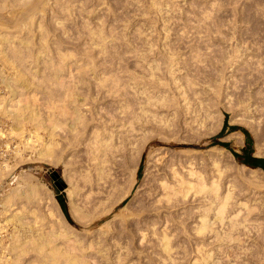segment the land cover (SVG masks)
Returning <instances> with one entry per match:
<instances>
[{
	"label": "rangeland",
	"instance_id": "1",
	"mask_svg": "<svg viewBox=\"0 0 264 264\" xmlns=\"http://www.w3.org/2000/svg\"><path fill=\"white\" fill-rule=\"evenodd\" d=\"M32 1H34V0H31V3H33ZM88 1H89L90 6L93 4L94 5L97 4V5H95L96 10H98V8H99V11H96V13L99 12V13H97L98 14L97 17H99L98 18L99 20L102 19L100 21L102 23L101 25H102V27L106 28L105 33H106V36L108 37L107 40L114 38L113 37L114 35L115 36L119 35V37H122V35L125 34V36H127L124 38H120V41L123 44H120V46H117L120 48L118 49L119 52H116L117 54H120V58L118 57L115 60V64L118 62H119V64H118V66L116 65L117 70L115 68H114L115 70H113V72L117 71V73H119L118 71H120V74H118V75L122 76L121 74H123V79L130 78L132 76L131 74L133 72L134 73L139 72L138 67L134 64L135 61L137 60V57L136 58L134 57V55L136 53L143 54L144 52H149L148 48L152 45L154 54L152 53V55H151L149 53V56H148V54H146V55L148 56V58H150V57L152 58V57H154V55L156 57L159 54V51H161V49L163 48V44L166 43V41H167V47L172 48V49L174 48L173 50H174L177 57L181 56L183 58V56L185 55L184 58L189 59L190 62L192 60H195V62L197 59H198V61L200 60L198 65L203 66L202 68H204L205 71H204V69H202L200 67L203 71H201L199 73V76L208 77V78L213 79V74H214V78L219 79V77L221 76L219 81L222 79L224 84H226L225 82L230 83L229 85H231V87H229L228 91L233 96H236L238 94V96L233 99L234 103H237V101H236L237 98L243 97L242 99L245 98V101H246V95L248 97L250 96L251 98L255 95L254 100H253V98L251 99L249 97L248 98L249 101H246V102H249V103H252V102L255 103L256 102L255 103L256 105H259V102L260 103L263 102V104H264V100H263L264 99V97H263L264 96V86H263V84H264V80H263L264 79V76H263L264 75V69L262 70V68H264V0H219V1L218 0H206V1L205 0H100V1L99 0H92V1L88 0ZM51 2L53 3V0H51V1L49 0V3L44 5L45 10L43 9L41 14H40L41 19H43V21H44V26L47 28V30L49 32L48 40L50 39L49 40L50 44H49V48H46V49H48V51H46L45 48L44 49L40 48V43L42 41H40V39H39V36H40L39 31L35 27L36 21L34 22V25L25 27V29L20 28L19 21H21L20 20L21 18L19 15L21 13V10H20L21 5L19 6L18 3H16L15 1L12 2V3H14L12 5V3L9 2V0H0V7L2 6L0 8V26H1L0 28H2L3 30L9 29V28L10 29L14 28L16 30V32L11 35V36H14L12 41L14 40L13 44L15 46H21L22 47V44L19 42L20 41L22 42V41L29 38V42H30L29 47L32 50V52L35 53V54H33V56H35V57H29V58H26L25 60H22L20 58H16L14 56V54L12 53V50H9V48H6L7 45L4 43V41L1 40L2 34L5 32H3V30H0V45H1V47L5 46V51H3L4 53H2V52L0 53V67L2 68V70H4L6 73L8 72L9 74L16 72L18 74V78H19L20 82L24 78V79H28L29 82L31 83L29 88L23 89L21 91L22 93L20 92L19 93L20 95H18V97L14 99V101L12 102L13 105L10 106L12 109L11 108L10 109L15 110L14 112H16L18 114H23L26 111L25 109H23L24 103L30 102L32 105L30 107V110L26 111V112H29V114H30V116H32V118H25V120L22 122V125L25 122L24 125L22 126V128L20 130H18V132H21V133H17V134L15 133L17 135L15 137H13L14 136L13 132H15V131L14 130L12 131V129H11V120L10 119H12V118L9 117L10 115L8 112L7 113L5 112L6 114L4 113L5 115H8V116H6L5 120L8 124V129H9L10 133H12L11 135H13L12 137H13L14 144H15V146H17L16 152H18L19 150L22 152V157H21L22 161L19 164L14 165V163L18 162L17 161L18 158L17 159L15 158L16 152L9 159V163L12 167H14V170L11 171L12 173L10 171H9L10 173H8V172H7L8 174L6 173V176H9V181H11V183H9V189L6 192V194L4 195L5 196L4 198H7L8 193L11 192L14 185H17L18 175L22 171L26 170L25 172H27L28 174L34 175L32 178H35V176H36V179H33V181L35 182L36 185L38 184V186H40V188L43 190L42 191L39 188L41 190V194L44 195V196L42 195L43 198L46 195L48 197L46 196V200H45V198H44V200L42 199L43 200V202L41 201L42 203L37 201L35 203L32 202L33 203V204L31 203L32 205H30V203H28L29 206L28 205L26 206V203L23 202V203H20L18 206H21V205L26 206L25 211H23V212H25V214L28 216V219L29 218H30V220L34 219L33 221H31L32 222L31 224L33 225L32 227L34 230L38 229L40 231L42 229L43 232L46 231L45 234H47V233L49 234L50 230H52L53 228H55V230L57 231V230H60L57 228L62 227V231L60 230L61 233L63 234L61 236L62 239H61V237H60V239L59 238L57 239L56 237H54L55 240H53V241H55L57 245L60 244V246H61L60 248H62L63 251L65 249L66 253L69 252L68 246L71 245V242L74 241L73 235L76 234L78 237L76 236L77 239L75 238V241L76 240L84 241L82 243L84 246H86V247H84L86 249H84V251H82V252H83V254L86 255V257L85 256L84 257H85L87 262H90V264H119L116 261L117 257H119V258L122 257L123 260L119 259L122 262V264L123 263L124 264H166V261H167V264H169V263L172 264L170 261L172 259L175 260V258L177 259V261L178 260L179 261L178 262L176 260L172 261V262H174V264H200V263L201 264L202 263L203 264H259V263L264 264V261H263L264 260V225H263L264 224V169L262 167H254V166H250L248 164H245L242 162V158H239L233 154V152H235V153L239 154L240 156L243 155V150L247 146L246 136L241 130L231 132V131H229V129H227L225 134L223 136L219 137L218 140L214 139L215 136H217L220 133V131L222 130L224 119H225V113H228V122L230 125H239V126L245 127L250 132V134H251V140H250L251 145H249V148L251 149V151H253V156L259 157V158H264V122H261L262 124L261 123L256 124V123L251 121L252 119H251L250 115L241 116L242 114H244L243 112H240L237 115L235 114V116H234L233 112L239 111L238 109L235 108V106L238 108L237 105H233L234 111L224 109L225 110L224 114L223 115L221 114V116L219 117V119H221L220 121H216V120L212 121L211 120V122L209 121L207 123V125L209 124L208 127L210 125H212L213 122L215 123L214 127L218 126L216 133H213V134L210 133L211 135L208 134L209 136L204 132L205 130H202L201 133H200V131H198V134L194 133V131H192V132L190 131L191 133L185 132V134L179 132L180 134L178 137V134L176 132L177 130H175V132L173 131L172 128H166V129L164 128L165 129L164 130L162 127L160 128V126L158 127V125H155V127L156 126L158 127V128L156 127L157 128L156 129V128H154V125L152 122H149V124L147 123L146 127H145V129L147 130L146 131L147 135L144 138L142 137V139H146L147 137L149 139L147 138V140H145L147 143L145 144V149L143 150L142 154L140 155L141 156L140 159L137 156L138 154H135V153L125 154L124 153V154H121V155H123L124 158L129 155L127 158H125V159L123 158L124 162H122V163H124V164L117 162L116 166L114 164V169L112 167L113 166L112 164H110L108 166V168L111 167V169H112L111 171H109V172H112L111 175L113 176L115 174L113 176V178L112 177L111 178L113 180H115V183H117L116 185L113 186L114 189L116 187H117V189H115V191L113 188L111 189L112 196H113V192L115 193L113 196L114 197L113 199H112V196L110 195L111 194L110 192L107 194V195H110V197L106 195V198H104L105 193L102 191L104 193V196H103V193L102 194L100 193L101 190L97 189L96 185H95L96 189L94 188V191H92L93 195L88 194L90 197L88 195H86L87 193L90 192L88 190L89 189L88 187L86 188L87 190L85 189L83 191H82L83 188L82 189L80 188L79 190L81 192H79V190L77 189V191L80 194L84 195L86 193L85 196H88V197H86L87 201H85L83 199V198H85V197H83V195H78L79 193L77 194V192H75L74 193L75 195H73V193H72L73 191H71L69 189H71L72 183L77 184V180L79 182V177H80L79 172L81 170L82 171L80 173L82 175L84 173L86 174L87 170H85V169H87V165H88V162H87V158H88L87 155L88 154L87 155L85 154L86 153V151H85L86 147L84 145L80 146L81 144H79V141H77V142L74 141L73 143H71L72 141L70 142V139L72 138V136L70 138V135H68L69 134L67 132L68 128L66 130L65 125H62L63 128H62V126L61 127L59 126L57 129L54 128L55 121H53V120H55L54 119L55 116H53V114L54 115H55V113L58 114L57 117L58 118L62 117L63 121H66L64 119H67V118L70 119V117H72L73 109L71 107H69L70 101H71L70 96H72L73 93H75L76 89L74 90V86L76 84L77 85L79 84L78 80L82 74L87 75V77H90V78L92 77V60L93 61L95 60V62L98 63L97 68H98V70L101 69L100 70L101 72L100 71L99 72L101 74H103L104 76H105V74L107 76L108 72H109L108 70H106L107 73H103L105 71H102V70L106 69V68L104 69V67H107L106 65H108V67L112 66V65H110L111 61L109 62L103 58V56L105 57L106 54L103 55V53L102 54H101V52L99 53L97 49H95L96 51L94 49H92L95 47H92L90 45V42H89L90 38H89L87 31L82 26L83 19H81V17H75V18L73 17L71 19L68 18L67 23H66V27H67L68 31L66 32V34L62 35L63 30L60 29L59 27H57L50 20L56 21L60 16L64 17L65 13H60L56 9L52 10L53 7H52ZM156 2H160V3H156ZM10 3H11V5H10ZM154 3L156 5L161 4L160 6L164 5V7L162 6V8H163L162 11H159L163 15H161L158 12V10H155L154 8L152 9V6L155 7ZM212 3L215 5H213ZM15 5H17V6H15ZM165 5H166V7H168L167 9H166ZM218 5H220V6H218ZM204 7H206L205 10H204ZM208 8L211 10H208ZM94 9H95V7H94ZM151 10H153V12ZM13 11H14V14H13ZM198 11H200V12H198ZM208 11H210V12L213 11L214 13L212 12V14H211ZM207 13L210 15L209 17L211 18V20L209 19L208 15H207L208 20H207V18H206ZM187 14L190 16V18ZM195 14H198V15H195ZM180 15H181V17H180ZM191 15H192V17H191ZM199 15H200V17H199ZM204 15H205L206 19H203ZM18 17H19V19H18ZM186 17H188V18H186ZM213 17H214V19L212 20ZM162 19L165 22L162 21ZM198 19H200L201 21ZM85 20H88V19L85 18ZM176 20H177V22H176ZM205 20H207V22ZM215 21H217V22H215ZM219 21H220V23H219ZM168 23H170V24H168ZM211 23H213V25ZM91 24L93 25V23H91ZM184 26H185V28H184ZM181 27L184 29H181ZM207 27H208V29H206ZM176 28H178V29H176ZM188 28H189V32H186V31H188V30H186ZM137 29H138V31H137ZM167 29H169V30H167ZM180 29L182 31H180ZM211 29H212V31H210ZM161 30L164 32H162ZM176 30H178V31H176ZM136 32H138V33H136ZM211 32H212V34H211ZM178 33H180V34H178ZM207 33H210L211 35H209ZM136 34L139 35L140 37L136 36ZM197 34L199 36H197ZM202 34H205V35H202ZM164 35H168V38H167L168 40L165 39ZM207 35L210 36L211 38L208 37ZM213 35H215V37ZM147 37H149L151 39L147 40V39H149ZM171 38H173V39H171ZM208 38H209V40H208ZM123 39H125V40L129 39V41H126V43L127 42H129V43L124 44L125 42ZM164 39H165V41H164ZM189 39L192 41L190 42ZM213 39H215V40H213ZM205 40H208L209 42L210 41L211 42L209 43L208 41L206 42ZM118 41H119V38H118ZM141 41H144L143 44L145 46L141 45L142 44V43H140ZM168 41H169V43H168ZM148 42H149V44H148ZM152 43H154L156 46H154ZM208 43H209V47H208ZM212 43L215 47L211 46ZM128 44L129 45L131 44V47ZM169 44H170V46H169ZM198 44H199V46L203 45L204 48H203V46H200L202 48L198 47ZM205 44H207V46H205ZM8 45H9V43H8ZM146 45H147V47H146ZM191 46H192V48L194 46V48H193L194 52H193V50L192 51L190 50ZM128 47H129V49H128ZM154 47L155 48L159 47V48L158 49L156 48L157 50H154ZM175 47H177V48H175ZM230 47H231V49H234L236 52L233 50L231 51ZM123 48H124V50H123ZM136 48H137V50L139 49L138 52H137ZM205 48H209L208 51L213 52L215 54L208 52L207 49H205ZM22 49H24V48L22 47ZM134 49L136 50L135 51L136 53L133 52ZM199 49L205 53L203 54ZM214 49H216V52H214L215 51ZM222 49L224 50V53H223ZM225 49L227 52L225 51ZM240 49H242V51H239ZM91 50H92V52H91ZM145 50H147V51H145ZM196 50H199L202 53L199 55L200 56L202 55L203 57L199 58L198 53L196 54V52H199V51H196ZM228 50H230L231 52ZM43 51H44V53L47 52L49 55L53 54V56H54V53H55V56H57L56 54L59 53L62 56V59L64 61L63 63L66 64V66L63 67V70L60 73L59 79L61 80V82H63V83L65 82L64 84H66L67 87L64 85V88H66V89H62V90H61V88L59 89L57 87L58 92L55 93L54 91H50L51 95L49 92H47V90L49 88H51L52 90H55L56 85L54 84V78H53V75H52L53 73L51 72V69L45 68L46 64L43 62V61H45L43 59V55H44ZM140 51H142V52H140ZM237 51H239V52H237ZM39 52H42V53H39ZM155 52L156 53L158 52V53L156 54ZM219 52H220V54H219ZM229 52H230V54H229ZM233 52H235V53H233ZM92 53L94 55V56L92 55L93 57L89 55ZM222 53L224 55L228 54V56L225 55L228 58L230 56L231 57L229 59L227 58L228 60L226 59V57L224 59V56H221ZM190 54H192V55L190 56ZM206 54H208L211 57V59H209L210 57L209 56L207 57ZM234 54L240 55L239 60H243L244 63L238 60V61H236L237 63H234V66L231 68L230 65L228 66V62L232 58L235 57ZM37 55H39V57H41V60L40 59L38 60ZM186 55L188 57L189 56L190 57L188 58ZM136 56H137V54H136ZM217 56H221L222 58L221 57L217 58ZM249 56L251 57V59L254 58L253 61L251 60L252 62L250 64H249V62L246 63V61H245L246 57L248 58ZM122 57H123V60L121 59ZM243 57H245V58L242 59ZM262 57H263V59H262ZM56 59H58V58H55V60ZM214 59H215V61H213ZM219 59H221V60H219ZM207 60H209V61L207 62ZM217 60H219V61H217ZM257 60H259L261 63ZM120 62H122L123 65H122V63L120 64ZM202 62H204V64ZM222 62H223L224 66H222V64H221ZM58 63H59V61H58ZM192 63H194V61L191 62V65H192ZM256 63H259V64H256ZM194 64H197V63H194ZM218 64L220 65V67L222 69L221 75H220L221 69H219L220 67H217ZM242 64H244V65H242ZM246 64H249V65H246ZM260 64H262L263 67ZM119 65L122 68L121 67L119 68ZM207 65H209V66H207ZM252 65H253V67L254 66L255 67L253 68ZM211 66L213 68H210ZM249 66L251 67L249 69L253 68L252 74H250L251 71H249V69H247ZM256 66H258V68ZM108 67H107V69H108ZM191 67H193V65ZM224 67L227 68L228 72L223 73L226 70V69L223 70ZM228 67L230 68V70ZM243 67H245L246 69L244 68L245 70L240 71ZM260 67H262V68H260ZM121 69H123V70H121ZM209 69H212L211 72L214 71L215 73L210 72L211 73V75H210ZM234 70H236V72ZM246 70H248L249 73L246 72ZM259 70H260V72H258ZM121 71H123V72H121ZM256 71H257V76L253 75ZM204 72L208 76L200 75V74H205ZM242 72L243 73L245 72L248 75L250 74V76H248L247 74H244V75H246L244 77ZM110 73H112V71L109 72V74ZM240 73L244 78L242 76H241L242 78L239 76ZM21 74L24 76H21ZM114 74H116V73H112V75H114ZM216 74H217V76H216ZM259 74H262L263 77L261 78V75H260V77H258ZM196 75H198L197 72H196ZM228 75L229 76L231 75L232 77L230 78V77H228ZM210 76H212V77H210ZM247 76H248V80L250 79L252 82L247 81V78H246ZM203 77H201V78H203ZM237 77L238 78L240 77L239 80L237 79ZM223 78H226L227 80L226 79L224 80ZM229 78H230V80H229ZM233 79H235V81ZM244 79L247 83L244 81ZM241 80L244 81V83L243 82L240 83ZM0 82L2 83V85L5 89V93L0 95V100L3 98L4 102H6L8 97L10 96V93H9L8 89L6 88L5 84L1 80H0ZM235 82H237V84L239 83L238 85H240V86H238ZM250 83H252V84H250ZM232 85H233V88L235 87V90H233ZM68 86L71 88L69 89ZM80 86H81L80 88H82V89H79V91L81 90V92H85L86 88H83V87H86V86L81 85V84H80ZM244 86H245V88H249L250 90H252L253 93L251 94L250 93L251 91L249 89H247L246 93H245ZM239 87H242L244 92L242 90H239L241 92H238L237 94L233 93V91L237 92L238 91L237 89H239ZM67 88L69 90H67ZM84 89H85V91H84ZM65 90L67 91V93L69 95L65 94L66 93ZM60 91H61V93L63 91L64 94L67 96H65L63 93L61 95ZM257 91L261 92V93L256 94ZM52 92H54L55 94H52ZM240 93H241V95L239 96ZM248 94H251V95H248ZM48 95H50L51 98H49ZM55 95H57L56 96L57 99L55 98ZM260 96L262 97V99L260 98ZM52 98H54L56 102ZM61 98L63 99V101L64 100L65 101L63 102ZM257 98H260L262 100V102H261V100L257 101ZM59 99H61V100L59 101ZM108 99L112 100V98L110 99V97L105 98L104 100H106L108 102ZM221 100H222V96H221ZM16 101H19V102H17V104H16L15 103ZM103 102H105V101H103ZM215 102L218 103L219 100L217 101V99H216ZM223 102H225V101L223 100ZM59 104H60V107H59ZM14 105H16V106H14ZM13 107L16 109H14ZM87 107H90V105L88 104ZM31 108H33V109H31ZM85 108H86V106H85ZM262 108H264V106ZM235 109L238 111H236ZM32 110H34V111L32 112ZM62 110L63 111L65 110V111L63 112ZM59 111H60V113H59ZM32 113H35V114L32 115ZM64 113H66V114H64ZM61 114H62V116H60ZM64 115L66 116L65 118L63 117ZM22 118H24V117L22 116ZM40 120H43V124H41L42 122L39 123ZM67 122H68V119H67ZM62 129H64V130H62ZM148 129L150 131H148ZM162 130L166 131V133H164ZM63 132H64V135H63ZM161 132H163V133H161ZM170 133L172 135H170ZM240 133L243 134L242 140H241ZM65 134H67L66 136H68V138H66ZM150 134L152 135V137H150ZM163 134H164V136H166L165 137L166 139L164 138ZM52 135H54V136H52ZM167 135H170V136L167 137ZM183 135H186V137ZM62 137H65L66 139L62 138ZM169 137H171V138H169ZM50 139L54 140V141L52 140L53 145L51 144L50 148L53 146L52 149H55L54 152L51 153L52 155H50V157H48V159L50 161L38 160V154L36 153L37 149L44 147L45 146L44 144L47 143L45 141H49ZM50 142H51V140L48 143L50 144ZM68 142H70V143L68 144ZM216 142H219V144H216ZM25 143H27V144H25ZM221 143H228V145H229L228 148L224 147ZM42 145H44V146H42ZM71 145H73V146L71 147ZM24 147L27 148V150H24ZM223 147L226 148L227 150H229L231 153L226 151L225 149H223V153H219L221 148H223ZM124 155H127V156H124ZM14 159H16V160H14ZM194 159H196V160H194ZM210 159H211V161H212V159H219L222 162L221 164L224 168L223 182H225L226 180L231 181L232 186H234L233 187V189H234V200L231 202V210L235 211V214L239 213L240 216H243L245 218L244 219L242 217V219L245 221L242 220V223H240L238 225L239 227H237L233 231L234 236L236 237V239L234 241H228V240L224 241L225 239H219L215 236L216 235L215 233L217 231L215 233L212 232L213 230L215 231V229L217 230V228H215V227H218L220 229V230L218 229L219 231L223 230V225L218 220H216V224L218 223V225L216 226L214 224L215 229H213L212 231L211 230L206 231V232H208V234L206 232L205 233L204 232L199 233L201 235L204 234V235H202L204 239L201 236H199L198 233L194 234V232H192V229L190 227H192V228L195 227V226H192V224H194L195 221L197 223V220H195V219L197 218L198 220H200V218L202 216H204V215H201L203 212V211H201L203 209V207H200V208H202L200 210L198 207H196V206H198V204H200V202H198V200H196V202H195V201H192L193 198H192V200H191V198H189L190 199V200L188 199L189 201L186 200V202L183 201L185 203L181 202V204L180 203H179V205L177 204L179 206L178 208H177V205H175L176 206L175 207V206H173V204L169 208L168 205H166L165 203H162V205H164V207L162 206L164 210H162V207L160 206L161 204L159 205L160 207L158 206V204H156V202L157 201L159 202V199H160V198L158 199V197H161V195H162V193H161L162 189L160 187L161 184H159V183H161V177L165 178V176L169 177L171 175L170 171H172V170H168V169L174 168V169H177L178 172H180L182 174L183 173L186 174L187 170L184 171L183 168H186V166L189 165V167L187 166V168H186L189 170L190 167L193 166L192 164L196 163L195 167H193L194 170H198V167H200L199 170H201V172L204 171V173H206L209 170V167H207V164L209 162H211ZM189 160H194V162L189 161ZM205 160L207 162L209 160V162L207 163ZM186 162H190V163H186ZM191 162H192V164H191ZM172 164H173V166H172ZM185 164H187V165L185 166ZM201 165L203 166V169H205V167H206V169L203 170ZM140 166H142L141 172L139 171ZM168 171H169V174H168ZM208 173H210V172H208ZM78 175H79V177H78ZM160 175H162V176L160 177ZM133 178H134V180H133ZM81 179H80L79 183L83 184V180L81 182ZM69 181L72 183L69 184L70 183ZM129 185H130V188L128 187ZM103 189H104V191H106V187ZM120 190H121V192H120ZM157 190H159V191H157ZM69 191H70V193H69ZM95 191L98 192L99 195ZM42 192H44V193H42ZM221 192H223V190ZM123 195H126V196L123 197ZM49 196L51 197V199ZM100 196H101V198H100ZM119 196H121L123 198H121ZM102 197H103V199H102ZM60 198H63L66 205H67L69 217L66 216V214L64 213V211L61 207L60 200H59ZM90 198L91 199L95 198V199L91 200ZM97 198H99V199H97ZM107 198L108 199L111 198V199L108 200ZM90 200L92 201V204H91ZM102 200L104 202H100ZM5 201H4V199L2 200V203H3L2 205L5 204L4 203ZM111 201H112V203H111ZM93 202H95V203H93ZM160 202H162V201H160ZM108 204H109V206H108ZM154 204H155V206H154ZM205 204L207 205V203H205ZM84 205H85V207H84ZM165 205L168 208L167 207L165 208ZM208 205H207V207H210V205L209 206ZM211 205H212V203H211ZM15 206H17V205H15ZM15 206L12 205L11 209H14ZM152 206H154L155 210L152 209L153 208ZM156 206H158L157 207L158 209H156ZM172 206H173V210H171ZM81 207H82V209H81ZM192 207H194V209L196 208L195 209L196 212ZM4 208H5V206H2V208L0 210H1V213H2L4 220L6 222L8 219V217L6 215H7V213H10V211L7 210V211H9V212H7V211H5ZM189 208H190V210H188ZM204 208H206V207H204ZM45 209H47V212ZM79 209L82 211V212L80 211L81 213L78 211ZM167 209H170V210H167ZM197 209L201 213H199V211ZM17 210L15 209V211H17ZM48 210L49 211L53 210L54 212L53 211L52 212L54 214L51 212L49 215ZM90 210H91V213H90ZM156 210H157V212L161 210V212L155 213ZM37 211H39V212L37 213ZM169 211H170V213H169ZM190 211H193V212H190ZM213 211L214 210L210 211L209 212L210 214H207L206 212L203 214H205V215L207 214L206 218H209V219H211L210 221L213 220V222H215L214 221L215 220V218H214L215 212H213ZM86 212L90 213V215H88V213L86 214ZM188 212L191 216H189ZM34 213H35V215H34ZM159 213L161 214L162 218H161ZM167 213H169V214H167ZM85 214L88 215L87 216V217H89L88 219H86ZM135 214H141V215H135ZM170 214H171V216H170ZM185 214H187V215H185ZM166 215L167 216L169 215V216L167 217ZM172 215H173V217H172ZM212 215H213V217H212ZM35 216H36V218H35ZM44 216H45V219H44ZM77 216H79L80 219H78ZM117 216H119V217H117ZM122 216H124V217H122ZM82 217H84V218H82ZM125 218H126V220H125ZM159 218L162 219V221L159 220ZM89 219L92 221H89ZM127 219H129V220H127ZM35 220L37 222H35ZM42 220L44 223L42 222ZM53 220L56 221V223ZM57 220L60 221V224L64 223V225L59 226L60 224H59V221H57ZM86 220H87V222H86ZM174 220H175V222H174ZM180 220H181V222H180ZM66 221L70 225L68 223H66V225H65ZM132 221H133V223H132ZM151 221H153V222H151ZM166 221L169 222L167 226L165 225V223L167 224ZM196 223L194 225H196ZM146 224H148V225H146ZM186 224L189 226H187ZM9 225L11 226V231L13 233L14 224L10 223ZM154 225H156L155 229H154L155 231L153 230ZM181 225H184V226H181ZM65 226L67 228L64 229L63 227H65ZM69 226H72V227L70 228ZM162 226L163 227L165 226L167 229L166 228L164 229ZM221 226H222V228H220ZM115 227L117 229H115ZM126 227H127V229H126ZM128 227H129V229H128ZM68 228L72 232L71 233L72 236H68V237H70V239L67 237L69 240H71V242L67 238H65V236H64L67 234L66 232L69 231ZM177 228H179V229L177 230ZM66 229H68V230L65 232ZM173 229L177 230L175 232L176 236H175V234L173 236L175 238L172 237V233H174ZM101 230L103 231V233L104 232L105 233L103 234L101 232ZM122 230H124V231H122ZM136 230H138V231H136ZM158 231H159V233H158ZM164 231L167 234H169V232H170V234L167 236H169V238H172V239H170L172 241V245H173V246L171 245L172 246L171 249H175L173 251L170 250V251H172L171 255L173 254V256H174L173 258L171 257V260L169 258L168 259L166 258L167 253H165L164 250L162 252V249H164V248H162L163 246L161 247V245H159V242L161 244L162 241H158V239L163 240L164 237L161 239H160V237L163 235ZM186 231H187V233H186ZM210 231L213 234L212 233L210 234L209 233ZM120 232H122L121 235H120ZM154 232H156V233H154ZM160 232H161V235H160ZM153 233L156 235H154ZM197 234H198V236H197ZM68 235H70V233ZM96 235H97V237H96ZM102 235H104V236H102ZM63 236H64V239H66V240L63 239ZM246 236H248V237H246ZM86 237H88V238H86ZM142 237H144V238H142ZM98 238L100 239L99 241H101L100 244L101 245L104 244L103 247L100 246V244L98 243ZM101 238H103L106 241L103 240V243H102ZM156 238H157V240H156ZM214 238H215V240H214ZM216 238H217V242H216ZM96 240H97V243H96ZM141 240H143V241L141 242ZM90 241H92V243H88ZM126 241L128 242V244ZM55 242H52V245L50 244V246L53 247V243L55 246L56 245ZM68 242H69V244H68ZM173 242H174V244H173ZM65 243H67V244H65ZM74 243L75 242H73L72 246L75 245ZM121 243H123V245L125 243L126 244L124 246H122ZM62 244H65V245L62 246ZM90 244L92 247L94 245V248H92L90 246ZM119 244L121 245L120 249H119ZM126 245L128 246V248H126V250H124L123 248ZM201 245H203L206 248L205 249H204V247L202 248ZM95 246H97L98 248ZM57 247L59 248V246H57ZM105 247H107V249L108 248L109 249L107 250V249H105ZM159 247H161L162 249L159 250ZM185 249H186V251H185ZM197 249H199V250H197ZM103 250H105L103 253H106L105 254L106 258H105V256L104 257L102 256L103 254L102 255L100 254V253H102L101 251H103ZM121 250H123V251H121ZM119 251H121V252H119ZM82 252L80 253V252H78V250H77V252L74 251V253H77V255H79V253L82 254ZM122 252H124V253H122ZM201 252H202V254H201ZM33 253L31 252L30 256H28V257L26 254L24 256L25 259L24 258L21 259L24 261L19 260V262L21 261L22 264L23 263L27 264L30 262V264H31L33 261V258H35ZM63 253H65V252H63ZM176 253H178V254H176ZM207 253H210L212 256L210 257V255L209 254L207 255ZM97 254H98V256H97ZM118 254H119V256H118ZM126 254H127V256H126ZM164 254H165V256H164ZM130 255H131V257H130ZM71 256H73V255L71 254ZM71 256L70 257L66 256V257L68 259L70 258V261H71V258H72ZM113 256H114V258H113ZM128 256H129V258H128ZM84 257H83V260H84ZM79 258H81V257H79ZM163 259H165V260H163ZM184 259L186 262L184 261ZM259 259H261V260H259ZM27 260L28 261L30 260V261L28 262ZM197 260H198V262H197ZM164 261H165V263H164ZM19 262H16V264H18ZM94 262H96V263H94ZM98 262H101V263H98ZM216 262H218V263H216ZM87 264H89V263H87Z\"/></svg>",
	"mask_w": 264,
	"mask_h": 264
},
{
	"label": "bare ground",
	"instance_id": "2",
	"mask_svg": "<svg viewBox=\"0 0 264 264\" xmlns=\"http://www.w3.org/2000/svg\"><path fill=\"white\" fill-rule=\"evenodd\" d=\"M16 2L18 3V5L21 7V13H20V20L19 23H20V28L22 29H25V27H28V26H31V25H34V22L36 21L35 23V27L36 29L39 31V39L40 41H42L40 43V48L41 49H46V48H49V44H50V39L48 40V35H49V32L47 30V28L44 26V21L43 19H41V12L42 10L44 9V5H46L47 3H49V0H34L32 1L33 3H31V0H9V2ZM36 1V2H35ZM40 1V2H39ZM51 1V0H50ZM92 1V0H91ZM100 1V0H99ZM206 1V0H205ZM219 1V0H218ZM98 2V1H97ZM104 2V1H103ZM162 2V1H161ZM211 2V1H210ZM10 3V5H11ZM52 3V2H51ZM156 3H160V2H156ZM163 3V2H162ZM171 3V2H170ZM14 3H12L13 5ZM101 4V3H100ZM155 4V3H154ZM165 4V3H164ZM208 4V3H207ZM213 4V3H212ZM97 5V4H95ZM94 4L93 5H89V1L88 0H53V3H52V10L53 9H56L58 10L60 13H65V16L62 17L60 16L56 21L54 20H50L52 21L57 27H59L60 29L63 30L62 32V35L66 34V32L68 31L67 30V27H66V23H67V20L68 18H75V17H81V19H83V23H82V26L83 28H85V30L87 31L88 35H89V38H90V45L92 47H95V48H92V49H97L98 52L101 54L103 53L106 54V56L103 58L107 61H111V64L112 66H109L106 65L108 67H104L105 70H102V71H105L103 73H107L106 70H108L109 72L112 71V73H116L114 75H112V73L109 74L108 72V75L105 76L103 74H101L100 70H98L97 68V64L95 62V60L93 61L92 60V77H87V75H81V77L79 78L78 80V85L76 84L74 86V90H75V93H73L71 97V101H70V105L69 107H71L73 109V115L72 117L67 118L68 119V122H67V119H64L66 121H63L62 117L58 118V114H56L55 112V115L53 114L54 119L53 121H55V126L54 128H58L59 126L61 127L62 125H65L66 126V130L67 132L69 133L68 135H70V138L72 136V138L70 139V142L73 143L74 141L77 142L79 141V144H81L80 146L84 145L86 148V155H87V162H88V165H87V172L86 174L83 176L80 172V178L79 175V182H80V179H81V182L83 180V184L79 183L78 180H77V184H74L72 182H70L69 184H71V191H73V195H75L74 193L77 192V194L79 192H81L79 189L83 188V190H85L87 187L89 188L88 190L92 193V191H94V188H95V185H96V188L101 190V194L104 192L105 193V196H104V193H103V196L104 198H106V195L110 192L111 193V189L113 188L114 189V185H116L117 183H115V180H113V176L115 175H111L112 172H109L111 171V167L108 168V166L110 164H112L111 166L113 167L114 169V164L116 166V163L120 162H124L123 160V155L121 154H138L137 156L139 157L140 159V155L142 154L143 150L145 149V144L147 143L145 140L146 139H142V137H146V124L149 122H152L153 125H154V128L155 125H158V127L160 126V128L162 127L163 129L165 128H172L173 131L175 132V130H177V134H178V137H179V132L181 133H184L185 132H192L194 131V133H197L198 134V131H201L202 130H205L204 132L208 135L210 133H216V130L218 129V126L217 127H214V122L212 125H210L208 127L207 123L211 120H216V121H220L221 119H219V117L221 116V114L223 115L224 114V111L225 110H231V111H234V108H233V105H237L238 108L235 106L236 111L238 112H233L234 113V116L235 114H239L240 112H243L244 114H242L241 116H245V115H250L251 117V121L256 123V124H259L261 122H264V108H262L264 106L263 102H262V95L260 96V98H257V101L258 100H261L262 103L259 102V105H256L255 103H249V102H246V101H249V97L246 95V101H245V98L242 99L243 97L241 98H237V103H234L233 99L235 97L238 96V92H241L239 90H242L243 91V88L242 87H239V89H237L238 91H233V93H236L237 95L236 96H233L231 95V93L228 91L229 87H231V85H229L230 83L228 82H225L226 84L223 83V80L219 81L218 78H214V74H213V79L212 78H208V77H203V76H199V73L201 71H203L202 68L203 66H200L198 65L200 60L198 61V59L196 60H192L194 61V63H197V64H194L192 63L193 67H191V62L189 59L187 58H184L185 55L183 56V58L181 56L177 57L175 52H174V48H168L167 47V41L166 43L163 44V48L161 49V51H159V54L155 57H150L148 58L149 56V53L152 55V53L154 54V51H153V46L151 45L148 49H149V52H144L143 54H138L136 53L135 51L136 50L134 49L133 52H135L137 54L134 55V57L136 58L137 57V60L135 61V65L138 67V71L139 72H136V73H132L131 75V79L128 78V79H123V74H121L122 76L118 75L120 74V71H118L119 73H117V71H114L116 69V67L118 66L119 62L115 64V60L119 57L120 58V54H117L116 52H119L118 49L120 47H117V46H120V44H123L121 43L120 41V38H124V37H127L124 35H122V37H119L118 36H113L114 38L110 39V40H107V36H106V33H105V29L104 27H102V23L100 22L101 20H99L97 17L99 12L96 13V11H99V8L98 10H96V6ZM99 5V4H98ZM153 5V4H152ZM161 5V4H160ZM160 5H156L155 4V7L152 6V9L154 8L155 10H158L159 11H162V6L164 7V5L160 6ZM170 5V4H169ZM215 5V4H213ZM17 6V5H15ZM175 6V5H174ZM220 6V5H218ZM2 7V6H1ZM0 7V8H1ZM19 7V8H20ZM95 7V9H94ZM166 7V5H165ZM168 7H166L167 9ZM206 7H204V10H205ZM211 8V7H210ZM221 8V7H220ZM203 9V8H202ZM45 10V9H44ZM208 10H211L208 8ZM216 10V9H215ZM153 12V10H151ZM200 12V11H198ZM209 13L212 14V12L208 11ZM157 13V12H156ZM161 14V12H159ZM163 13V12H162ZM180 13V12H179ZM197 13V12H196ZM214 13V12H213ZM12 14V13H11ZM13 14H14V11H13ZM16 14V13H15ZM182 14V13H181ZM199 14V13H198ZM198 14H195V15H198ZM217 14V13H216ZM163 15V14H161ZM184 15V14H183ZM188 15V14H187ZM207 15L208 17L210 16L208 13L206 14V18H207ZM100 16V15H99ZM189 16V15H188ZM203 16V15H202ZM14 17V16H13ZM173 17V16H172ZM181 17V15H180ZM192 17V15H191ZM200 17V15H199ZM88 19V20H85ZM188 18V17H186ZM190 18V16H189ZM198 18V17H197ZM203 18V17H202ZM205 18V15H204V18L203 19H206ZM19 19V17H18ZM52 19V18H51ZM98 19V20H97ZM193 19V18H192ZM202 19V20H203ZM209 19L211 20V18L209 17ZM214 19V17L212 18V20ZM217 19V18H216ZM215 19V20H216ZM169 20V19H168ZM188 20V19H187ZM196 20V19H195ZM200 20V19H198ZM208 20V18H207ZM207 20H205L207 22ZM209 20V21H210ZM90 21V22H89ZM162 21H164L162 19ZM201 21V20H200ZM165 22V21H164ZM163 22V23H164ZM169 22V21H168ZM177 22V20H176ZM186 22V21H185ZM191 22V21H190ZM199 22V21H198ZM197 22V23H198ZM203 22V21H202ZM214 22V21H213ZM217 22V21H215ZM93 23V25L91 24ZM180 23V22H179ZM184 23V22H183ZM188 23V22H187ZM193 23V22H192ZM209 23V22H208ZM220 23V21H219ZM91 24V25H90ZM170 24V23H168ZM195 24V23H194ZM210 24V23H209ZM213 25V23H211ZM164 25V24H163ZM187 25V24H186ZM202 25V24H201ZM205 25V24H204ZM203 25V26H204ZM217 25V24H216ZM165 26V25H164ZM183 26V25H182ZM194 26V25H193ZM202 26V27H203ZM209 26V25H208ZM1 27V26H0ZM195 27V26H194ZM215 27V26H214ZM166 28V27H165ZM185 28V26H184ZM181 27V29H184ZM71 29V28H70ZM69 29V30H70ZM178 29V28H176ZM180 29V31H182ZM208 29V27L206 28ZM205 29V30H206ZM216 29V28H215ZM0 30H3L2 28H0ZM163 30V29H162ZM161 30V31H162ZM169 30V29H167ZM166 30V31H167ZM172 30V29H171ZM188 31L186 32H189V28L186 29ZM196 30V29H195ZM200 30V29H199ZM218 30V29H217ZM138 31V29H137ZM178 31V30H176ZM179 31V32H180ZM185 31V30H184ZM212 31V29L210 30ZM3 33L2 34V41H4V43L7 45L6 48H9V50H12V53L14 54V56L16 58H20L22 60H25L26 58H29V57H35L33 56V54H35L34 52H32V50L30 49L29 47V38L24 40V41H20L19 43L22 44V47L24 49H22L21 46H15L13 44L14 40L12 41V39L14 38V36H11L13 33L16 32V30L13 28V29H5L3 30ZM164 32V31H162ZM169 32V31H168ZM197 32V31H196ZM201 32V31H200ZM208 32V31H207ZM219 32V31H218ZM111 33V32H110ZM138 33V32H136ZM141 33V32H140ZM166 33V32H165ZM170 33V32H169ZM175 33V32H174ZM150 34V33H149ZM153 34V33H152ZM180 34V33H178ZM183 34V33H182ZM190 34V33H189ZM209 35L211 34L210 33H207ZM61 35V36H62ZM112 35V34H111ZM184 35V34H183ZM202 35H205V34H202ZM201 35V36H202ZM136 36H139L136 34ZM165 36V39L168 40V35H164ZM180 36V35H179ZM197 36H199L197 34ZM200 36V37H201ZM208 36V35H207ZM215 37V35H213ZM140 37V36H139ZM146 37V36H145ZM186 37V36H185ZM190 37V36H189ZM188 37V38H189ZM193 37V36H192ZM204 37V36H203ZM210 37V36H208ZM234 37V36H233ZM55 38V37H54ZM118 38H119V41H118ZM130 38V37H129ZM135 38V37H134ZM149 38V37H147ZM175 38V37H174ZM179 38V37H178ZM187 38V39H188ZM197 38V37H196ZM202 38V37H201ZM206 38V37H205ZM211 38V37H210ZM126 39V38H125ZM124 40V44H127L129 42L126 43V41H129V39L127 40ZM133 39V38H132ZM146 39V38H145ZM151 38L147 39V40H150ZM158 39V38H157ZM161 39V38H160ZM164 39V41H165ZM170 39V38H169ZM173 39V38H171ZM207 39V38H206ZM131 40V39H130ZM140 40V39H139ZM144 40V39H143ZM154 40V39H153ZM178 40V39H177ZM180 40V39H179ZM190 40V39H189ZM188 40V41H189ZM209 40V38H208ZM208 40H205L206 42ZM215 40V39H213ZM135 41V40H134ZM163 41V42H164ZM171 41V40H170ZM182 41V40H181ZM192 40H190L191 42ZM199 41V40H198ZM202 41V40H201ZM204 41V40H203ZM123 42V41H122ZM132 42V41H131ZM139 42V41H138ZM144 41H141L140 43H142L141 45H144L143 44ZM154 42V41H153ZM160 42V41H159ZM175 42V41H174ZM209 42V41H208ZM211 42V41H210ZM209 42V43H210ZM215 42V41H214ZM9 43V45H8ZM133 43V42H132ZM169 43V41H168ZM171 43V42H170ZM203 43V42H202ZM209 43H208V47H209ZM138 44V43H137ZM149 44V42H148ZM154 46H156L154 43H152ZM160 44V43H159ZM175 44V43H174ZM186 44V43H185ZM184 44V45H185ZM193 44V43H192ZM204 44V43H203ZM253 44V43H252ZM129 45V44H128ZM127 45V46H128ZM172 45V44H171ZM211 45V44H210ZM251 45V44H250ZM9 46V47H8ZM122 46V45H121ZM131 47V44L129 45ZM145 46V45H144ZM159 46V45H158ZM170 46V44H169ZM190 46V45H189ZM197 46V45H196ZM200 46H203V45H200ZM199 44H198V47H200ZM205 46H207V44H205ZM211 46H214L213 43ZM231 46V45H230ZM237 46V45H236ZM1 47V45H0ZM123 47V46H122ZM137 47V46H136ZM147 47V45H146ZM185 47V46H184ZM197 47V48H198ZM215 47V46H214ZM125 48V47H124ZM123 48V50H124ZM140 48V47H139ZM157 49L159 47H156ZM155 47H154V50H157ZM177 48V47H175ZM186 48V47H185ZM192 48V46H191ZM190 50L194 52V46L193 48ZM196 48V49H197ZM202 48V47H200ZM204 48V46H203ZM218 48V47H217ZM216 48V49H217ZM117 51H116V50ZM122 49V48H121ZM129 49V47H128ZM127 49V50H128ZM147 49V50H148ZM173 51H172V50ZM207 49V51L209 50V48H205ZM213 49V48H212ZM216 49H214L216 52ZM227 49V48H226ZM225 49V51H226ZM229 49V48H228ZM133 50V49H132ZM139 50V49H138ZM137 50V52H138ZM145 50V51H147ZM179 50V49H178ZM188 50V49H187ZM200 50V49H199ZM199 50H196V51H199ZM223 50V49H222ZM230 50L232 51H235L234 49H231L230 47ZM228 50V51H230ZM3 51H5V46H2L0 48V53H4ZM46 51H48V49H46ZM96 51V50H95ZM202 52V50H200ZM199 51V52H200ZM206 51V50H205ZM218 51V50H217ZM230 51V52H231ZM239 51H242V49H240ZM237 51V52H239ZM92 52V50H91ZM94 52V51H93ZM132 52V51H131ZM132 52V53H133ZM142 52V51H140ZM139 52V53H140ZM177 52V51H176ZM180 52V51H179ZM187 52V51H186ZM196 52V54L198 53V56L199 58L200 57H203L202 55L200 56L199 54H204L205 52ZM210 52V51H208ZM207 52V53H208ZM222 52V51H221ZM227 52V51H226ZM229 52V54H230ZM236 52V51H235ZM233 52V53H235ZM39 53H42V52H39ZM44 53V51H43ZM90 53V52H89ZM98 53V54H99ZM156 53V52H155ZM158 53V52H157ZM156 53V54H157ZM212 54H215L213 52H210ZM223 53H224V50H223ZM221 54V56H224V59L226 56H228V54L225 56L224 54ZM232 53V54H233ZM95 54V53H94ZM148 54V56L146 55ZM188 54V53H187ZM194 54V53H193ZM209 54V53H208ZM207 55V57L210 55ZM211 54V55H212ZM220 54V52H219ZM241 54V53H240ZM57 56H55V53H54V56L53 54H48L47 52L44 53L43 55V59L45 61H43L45 64H46V67L45 68H49L51 69V72L53 73V78H54V84L56 85V89L55 90H52L51 88H49L47 90V92L50 93L51 95V92L50 91H54L55 93L58 92V88L61 90L62 89H66L64 88V85L66 86V84H64L63 82H61V80L59 79L60 77V73L61 71L63 70V67L66 66L65 63H63V59H62V56L57 53L56 54ZM90 56L93 55L92 54H89ZM119 55V56H118ZM192 54H190L191 56ZM235 55V54H234ZM243 55V54H242ZM94 56V55H93ZM92 56V57H93ZM187 56V55H186ZM189 56V57H190ZM195 56V55H194ZM197 56V57H198ZM214 56V55H213ZM221 56H217L218 57H221ZM101 57V56H100ZM188 57V56H187ZM188 57V58H189ZM210 57V56H209ZM231 57V56H230ZM229 57V58H230ZM236 57V58H235ZM234 58H232L229 62H228V66L230 65V67L232 68L234 66V63H237L236 61L239 60V57L240 55H235ZM37 58L38 60L40 59L41 60V57H39V55H37ZM55 58H58L55 60ZM109 58V59H108ZM193 58V57H192ZM222 58V57H221ZM228 57H226L227 59ZM228 58V59H229ZM245 57H243L242 59H244ZM42 59V60H43ZM123 60V57L121 58ZM194 59V58H193ZM203 59V58H202ZM211 59V57L209 58ZM227 59V60H228ZM254 58L251 59V57L249 56L248 58L246 57V63L249 62V64L253 61ZM263 59V57H262ZM54 60V61H53ZM120 60V59H119ZM134 60V59H133ZM204 60V59H203ZM221 60V59H219ZM217 60V61H219ZM252 60V61H251ZM59 61V63H58ZM198 61V62H197ZM209 60H207L208 62ZM215 61V59L213 60ZM224 61V60H223ZM241 62H243V60H239ZM259 61V60H257ZM262 61V60H261ZM104 62V61H103ZM117 62V61H116ZM134 62V61H133ZM260 62V61H259ZM105 63V62H104ZM103 63V64H104ZM122 62H120L121 64ZM204 64V62H202ZM215 63V62H214ZM217 63V62H216ZM240 63V62H239ZM244 63V62H243ZM261 63V62H260ZM44 64V65H45ZM209 64V63H208ZM220 64V63H219ZM218 64L217 67H220V65ZM222 66L223 65V62L221 63ZM227 64V63H226ZM249 64H246V65H249ZM256 64H259V63H256ZM255 64V65H256ZM263 64V63H262ZM260 64L262 67L263 65ZM117 65V66H116ZM123 65V63H122ZM183 65V66H182ZM210 65V64H209ZM207 65V66H209ZM217 65V64H216ZM244 65V64H242ZM259 66V65H258ZM258 66H256L258 68ZM121 66L119 65V68ZM136 67V68H137ZM202 69H201V68ZM227 67V66H226ZM224 67L223 70H225L223 73L225 72H228L227 71V68ZM246 67V66H245ZM243 67L240 71L242 70H245L246 68ZM253 67V65H252ZM255 67V66H254ZM253 67V68H254ZM260 67V68H262ZM4 68V67H3ZM115 68V69H114ZM122 68V67H121ZM124 68V67H123ZM206 68V67H205ZM210 68H213L212 66ZM223 68V67H222ZM229 68V67H228ZM235 68V67H234ZM233 68V69H234ZM245 68V69H244ZM251 68L250 66L247 68L249 69ZM252 68V69H253ZM125 69V68H124ZM135 69V68H134ZM221 69V67L219 68ZM252 69H249V71H251L250 74H252ZM264 68H262L263 70ZM117 70V69H116ZM119 70V69H118ZM123 70V69H121ZM207 70V69H206ZM209 73L211 72L212 69H209ZM230 70V68H229ZM237 70V69H236ZM236 70H234L236 72ZM257 70V69H256ZM261 70V69H260ZM260 70L258 72H260ZM100 71V72H99ZM125 71V70H124ZM205 71V69H204ZM217 71V70H216ZM123 72V71H121ZM132 72V71H131ZM196 72L198 73V75H196ZM221 72H222V69L220 70V75H221ZM234 72V73H235ZM246 72H248V70H246ZM205 73V72H204ZM211 73H215L214 71L211 72ZM210 73V75H211ZM239 73V72H238ZM249 73V72H248ZM256 73V74H255ZM253 75H256L257 76V71L255 72ZM262 73V72H261ZM208 74V73H207ZM231 74V73H230ZM242 74H247V73H243ZM250 74L248 76H250ZM263 74V73H262ZM262 74H259L258 77H260L261 75V78L264 76H262ZM200 75H206L205 74H200ZM223 75V74H222ZM239 75V74H238ZM21 76H24L21 74ZM208 76V75H206ZM217 76V74H216ZM237 76V75H236ZM235 76V77H236ZM240 77L242 76L241 73L239 75ZM246 75H244L245 77ZM248 76L246 77L247 78V81H251L250 79L248 80ZM203 77V78H201ZM212 77V76H210ZM223 77V76H222ZM228 77H232L231 75ZM239 77V78H240ZM243 77V76H242ZM241 77V78H242ZM243 77V78H244ZM252 77V76H251ZM227 78V77H226ZM226 78H223L224 80ZM229 78V80H230ZM239 78L237 77V79L239 80ZM0 80L5 84L6 88L8 89L9 93H10V96L8 97L7 101L4 102V99L2 98L0 100V109L3 111V113H9V117L12 118L10 119L11 120V129L12 131L14 130L15 132H13L14 136H17L16 134L17 133H21V132H18V130H20L22 128V122L25 120V118H32V116H30L29 112H26L27 110H30V107L32 106L30 102H27V103H24V106H23V109H25L24 113L23 114H18L16 112H14L15 110H11L12 108L10 107L11 105H13V101L15 98L18 97V95H20L19 93L25 89V88H29L30 86V82L28 79H22L21 82L18 78V74L15 72V73H11L9 74L8 72L6 73L4 70H2V68L0 67ZM227 80V79H226ZM235 81V79H233ZM243 80V79H242ZM240 83H244V81H242ZM264 80V79H263ZM219 84H218V83ZM230 82V81H229ZM238 82V81H237ZM237 82H235L237 84ZM246 82V81H245ZM252 82V81H251ZM20 83V84H19ZM234 83V82H233ZM247 83V82H246ZM259 83V82H258ZM81 85H84L86 87H83V88H86V91L84 89L85 92H81V90L79 91V89H82L80 88ZM235 84V85H236ZM239 84V83H238ZM237 84V85H238ZM252 84V83H250ZM20 85V86H19ZM226 85V86H225ZM244 85V84H243ZM247 85V84H246ZM240 86V85H238ZM248 86V85H247ZM251 86V85H250ZM264 86V84H263ZM20 87V88H19ZM58 87V88H57ZM67 87V86H66ZM68 88L70 89L71 87L68 86ZM67 88V90H69ZM232 88H233V85H232ZM242 88V89H241ZM245 88V86H244ZM78 89V90H77ZM249 89V88H245L244 91L246 93V90ZM259 89V88H258ZM57 90V91H56ZM233 90H235V87L233 88ZM250 90V89H249ZM254 90V89H253ZM83 91V90H82ZM243 91V92H244ZM251 94L253 93L252 90H250ZM54 92H52V94H55ZM65 94H68L67 91L65 90ZM248 92V91H247ZM258 92V91H257ZM256 94H259L261 92H258ZM22 93V92H21ZM48 93V94H49ZM61 93V91H60ZM59 93V94H60ZM62 93L64 94V92L62 91ZM61 93V95H62ZM249 93V92H248ZM64 94V95H65ZM243 94V93H242ZM251 94H248V95H251ZM49 96V98H51V96ZM69 95V94H68ZM235 95V94H234ZM241 95V93L239 94V96ZM57 95H55V98L57 99L56 97ZM67 96V95H65ZM221 96H222V100H221ZM255 96V95H254ZM254 96L252 97L253 100H254ZM257 96V95H256ZM110 99L112 98V100H109L108 99V102L106 100H104L105 98H109ZM264 97V96H263ZM64 98V97H63ZM251 98V97H250ZM251 98V99H252ZM54 99V98H52ZM62 99V98H61ZM59 99V101L61 100ZM217 99V101L219 100L218 103L215 102V100ZM248 99V100H247ZM250 99V100H251ZM223 100L225 102H223ZM264 100V99H263ZM55 101V99H54ZM63 101V99H62ZM61 101V102H62ZM65 101V100H64ZM63 101V102H64ZM105 101V102H103ZM17 102L19 101H16L15 103L17 104ZM56 102V101H55ZM11 103V104H10ZM59 103V102H58ZM19 104V103H18ZM90 105V107H87V105ZM261 104V105H260ZM263 104V105H262ZM16 106V105H14ZM64 106V105H63ZM86 106V108H85ZM59 107H60V104H59ZM112 107V108H111ZM11 108V109H10ZM14 108V107H13ZM58 108V107H57ZM62 108V107H61ZM60 108V109H61ZM16 109V108H14ZM33 109V108H31ZM59 109V108H58ZM63 109V108H62ZM68 109V108H67ZM225 109V110H224ZM70 110V109H69ZM34 110H32L33 112ZM63 111V110H62ZM61 111V112H62ZM65 111V110H64ZM63 111V112H64ZM70 112V111H69ZM5 113V114H6ZM60 113V111H59ZM35 114V113H32V115ZM66 114V113H64ZM8 116V115H6ZM22 116L24 118H22ZM62 116V114L60 115ZM64 118L66 117L65 115L63 116ZM249 117V116H248ZM242 118V117H241ZM44 120V119H43ZM43 120H40L39 123L43 124ZM223 120V119H222ZM151 124V123H150ZM211 124V123H210ZM262 124V123H261ZM152 125V124H151ZM152 125V126H153ZM157 127V128H158ZM53 128V129H54ZM63 128V126H62ZM153 128V127H152ZM151 128V129H152ZM156 128V129H157ZM10 129V130H11ZM164 129V130H165ZM64 130V129H62ZM155 130V129H154ZM153 130V131H154ZM162 130L164 133H166V131ZM171 130V129H170ZM169 130V131H170ZM11 131V132H12ZM17 131V132H16ZM148 131H150L148 129ZM152 131V130H151ZM157 131V130H156ZM155 131V132H156ZM197 131V132H196ZM65 132V131H64ZM64 132H63V135H64ZM161 132V133H163ZM171 132V131H170ZM190 132V133H191ZM16 133V134H15ZM50 133V132H49ZM152 133V132H151ZM169 133V132H168ZM199 133V134H200ZM12 134V133H11ZM149 134V133H148ZM160 134V133H159ZM57 135V134H56ZM67 134H65L66 136ZM170 135H172L170 133ZM170 135H167L170 136ZM189 135V134H188ZM211 135V134H210ZM241 140L243 139L242 135L241 134ZM54 136V135H52ZM149 136V135H148ZM156 136V135H155ZM154 136V137H155ZM158 136V135H157ZM162 136V135H161ZM164 136V134H163ZM186 137V135H183ZM209 136V135H208ZM150 137H152V135L150 134ZM166 136H164L165 138ZM182 137V136H181ZM62 138H65V137H62ZM66 138H68V136H66ZM65 138V139H66ZM162 138V137H161ZM171 138V137H169ZM183 138V137H182ZM73 139V140H72ZM149 139V138H148ZM166 139V138H165ZM176 139V138H175ZM185 139V138H184ZM51 140L50 144L48 143L49 141ZM49 141H45L47 142L46 144L42 145L44 147H41L39 149H37L36 153L38 154V160H44V161H50L48 159V157H50V155H52L51 153L54 152L55 149H52V147L50 148L51 144H52V140L53 139H50ZM54 141V140H53ZM64 141V140H63ZM69 141V140H68ZM67 142V141H66ZM68 142V144L70 143ZM65 143V142H64ZM27 144V143H25ZM78 144V143H77ZM78 144V145H79ZM53 145V144H52ZM76 145V144H75ZM74 145V146H75ZM73 145H71L72 147ZM67 147V146H66ZM65 147V148H66ZM69 147V146H68ZM215 148V147H214ZM223 149H225L226 151L230 152L229 150H227L226 148H221L220 152L219 153H223ZM24 150H27V148L24 147ZM53 150V151H52ZM213 151V150H212ZM35 152V151H34ZM215 152V151H214ZM231 153V152H230ZM78 155V154H77ZM124 156H127V155H124ZM129 156V155H128ZM127 156V157H128ZM131 156V155H130ZM136 156V155H135ZM21 157H22V152L19 150L18 152H16V156L15 158L17 159V163H14V165L16 164H19L22 160H21ZM73 157V156H72ZM125 157V158H127ZM134 157V156H133ZM212 157V156H211ZM210 157V158H211ZM124 158V159H125ZM14 159V160H16ZM138 159V158H137ZM13 160V159H12ZM136 160V159H135ZM196 160V159H194ZM194 160H189V161H193ZM206 161V160H205ZM211 161V159H210ZM11 162V161H10ZM58 162V161H57ZM65 162V161H64ZM174 162V161H173ZM196 162V161H195ZM207 162V161H206ZM205 162V163H206ZM209 162V160H208ZM207 162V163H208ZM186 163H190V162H186ZM203 163V162H202ZM206 163V164H207ZM222 162L219 160V159H212L211 162H209L207 164V167H209V170L204 173L201 172V170H199L200 167H198V170H194L193 167H195V164H191L193 166L190 167V169H186L187 166L189 167V165L185 164L186 168H183V170H187L185 173L186 174H182L180 172H178L177 169H168V170H172L170 171L171 175L169 177H166L165 178H162L161 177V197H158L159 199V202L162 201V202H156V204H158V206L160 205L161 207L164 205H162V203H165L166 205H168V207L170 208L171 205L173 204V206L175 205H179V203L181 204L182 203H185L186 200H188L189 198H193L192 201H195L198 200V202H200V204H198V207L199 210L202 209L200 207H203V209L201 211L202 214L201 215H204V216H200V220H198L197 218L195 220H197V223L196 225L192 224V226H195V227H190L192 229V232L195 233H205L207 230H213L215 228H217V230L215 229V231L213 230L212 232H216L214 235L219 238V239H225L224 241H234L236 239V237L234 236V233L233 231L239 227L238 225L240 223H242V217L243 216H240L239 213H236L235 214V211H232L231 210V202L234 200V189L231 184V181H228L226 180L225 182H223V179H224V168L221 164ZM58 164V163H57ZM124 164V163H122ZM176 164V163H175ZM198 164V163H197ZM201 164V163H200ZM199 164V165H200ZM13 165V164H12ZM205 165V164H204ZM89 166V167H88ZM169 166V165H168ZM171 166V165H170ZM173 166V164H172ZM171 166V167H172ZM177 166V165H176ZM181 166V165H180ZM202 166V165H201ZM13 168V169H12ZM86 168V167H85ZM180 169V168H179ZM202 169H203V166H202ZM206 169V167H205ZM203 169V170H205ZM12 170H14V167H12L10 165V163L8 162L6 164V171L8 173H10ZM116 170V169H115ZM10 171V172H9ZM26 171V170H25ZM25 171H22L19 175H18V179H17V185H14V187L12 188L11 192L8 193V196L7 198H4V205H1L2 206H5V211L9 210L10 213H7V223H13L14 224V231L13 233H11V238H12V243H11V251H10V254H11V258H10V264H16V262H19V260L21 259H25V255L27 254V257L30 256L31 252L33 253V255L35 256V258H33V261L31 264H87L90 262H87L85 257L86 255L83 254L82 251H84V246L82 242V240H76L75 241V238H76V234L73 235L74 238H73V242H75L74 246L73 245V242H71L70 237L68 236H72L71 235V231L69 229V233L70 235H68L69 233L66 232L68 229L65 230V233L66 235L65 238H67L70 242H71V245H67L68 246V253H66L65 249L64 251L62 250V248H60V244L57 245L55 241V238L56 237L57 239L63 235L61 233L62 231V227L60 228H57V229H60V230H55V228H53L52 230H50V233L48 234H45V232H43V230L41 229L40 231L38 229L34 230L33 229V225L31 224L33 220H30V218L28 219V216L25 214V207L28 205V203H30V205H32L33 203L39 201L40 203L43 202L44 198L46 200V196L43 198V194H41V188L40 186H38V184L36 185L35 182L33 181V179H36V176L35 178H32L34 175H31V174H28L27 172ZM123 171V170H122ZM128 171V170H127ZM181 171V170H180ZM136 172V171H135ZM210 172V173H208ZM7 173V174H8ZM12 173V172H11ZM76 173V172H75ZM166 173V172H165ZM167 174V173H166ZM168 174H169V171H168ZM77 175V174H76ZM82 175V176H81ZM226 176V175H225ZM112 177V178H111ZM133 177V176H132ZM131 177V178H132ZM38 179V178H37ZM130 179V178H129ZM128 180V179H127ZM134 180V178H133ZM158 180V179H157ZM160 181V180H159ZM136 182V181H135ZM43 184V183H42ZM41 185V184H40ZM46 185V184H45ZM134 185V184H133ZM102 186V187H101ZM106 187V191H104L103 188ZM116 187V186H115ZM130 188V185L128 186ZM159 187V186H158ZM41 190H40V189ZM95 188V189H96ZM128 188V189H129ZM77 189L79 190V192L77 191ZM117 189V187L115 188ZM114 189V191H115ZM87 190V189H86ZM223 190V192H221ZM43 191V190H42ZM46 191V190H45ZM103 191V192H102ZM113 191V190H112ZM119 191V190H118ZM159 191V190H157ZM85 193L86 195H93V193ZM96 192V191H95ZM94 192V193H95ZM121 192V190H120ZM130 192V191H129ZM44 193V192H42ZM46 193V192H45ZM51 193V192H50ZM70 193V191H69ZM98 195L99 193L96 192ZM117 193V192H116ZM124 193V192H123ZM126 193V192H125ZM128 193V192H127ZM157 193V192H156ZM85 194H78V195H83V197H88V196H85ZM100 194V195H101ZM114 192H113V196H114ZM43 195V196H42ZM49 195V194H48ZM96 195V194H95ZM112 196V193L110 194ZM110 195H107L110 197ZM127 195V194H126ZM126 195H123L126 196ZM112 196V199L114 198ZM48 197V196H47ZM50 197V196H49ZM82 197V196H81ZM82 197V198H83ZM90 197V196H89ZM121 197V196H119ZM121 197V198H123ZM83 198L85 201H87V198L85 199ZM92 198V197H91ZM90 198V199H91ZM96 198V197H95ZM93 198V199H95ZM101 198V196H100ZM157 198V197H156ZM2 199V200H3ZM43 199V200H42ZM48 199V198H47ZM51 199V197H50ZM53 199V198H52ZM91 199V200H93ZM99 199V198H97ZM103 199V197H102ZM108 199V198H107ZM111 199V198H109ZM108 199V200H109ZM119 199V198H118ZM195 199V200H194ZM20 200V201H19ZM89 200V199H88ZM90 200L91 204H92V201ZM122 200V199H121ZM190 200V199H189ZM188 200V201H189ZM42 201V202H41ZM106 201V200H105ZM113 201V200H112ZM111 201V203H112ZM115 201V200H114ZM117 201V200H116ZM185 201V202H183ZM187 201V202H188ZM191 201V202H192ZM25 202L26 203V206H18L20 203H23ZM33 202V203H32ZM99 202V201H98ZM100 202H104L103 200L100 201ZM118 202V201H117ZM32 203V204H31ZM39 203V204H40ZM52 203V202H51ZM56 203V202H55ZM95 203V202H93ZM207 203V205L209 204L210 207H207V205L205 204ZM212 203V205H211ZM3 204V203H2ZM38 204V203H37ZM77 204V203H76ZM100 204V203H99ZM102 204V203H101ZM105 204V203H104ZM114 204V203H113ZM233 204V203H232ZM12 205H17L15 206L14 209H11ZM106 205V204H105ZM130 205V204H129ZM165 205V208L167 207ZM170 205V206H169ZM177 205V208L179 207ZM208 205V206H209ZM240 205V204H239ZM29 206V205H28ZM47 206V205H46ZM80 206V205H79ZM109 206V204H108ZM111 206V205H110ZM142 206V205H141ZM155 206V204H154ZM154 206H152L154 208ZM156 206V209H158ZM159 206V207H160ZM173 206H172V209L173 210ZM32 207V206H31ZM37 207V206H36ZM41 207V206H40ZM85 207V205H84ZM107 207V206H106ZM127 207V206H126ZM162 207V210H164ZM167 207V208H168ZM176 207V206H175ZM206 207V208H204ZM39 208V207H38ZM48 208V207H47ZM52 208V207H51ZM54 208V207H53ZM146 208V207H145ZM144 208V209H145ZM194 209V207H192ZM191 208V209H192ZM15 209L17 211H15ZM27 209V208H26ZM40 209V208H39ZM49 209V208H48ZM78 209V208H77ZM82 209V207H81ZM94 209V208H93ZM104 209V208H103ZM140 209V208H139ZM160 209V208H159ZM196 209V208H195ZM194 209V210H195ZM205 209V210H204ZM38 210V209H37ZM46 212H47V209H45ZM87 210V209H86ZM98 210V209H97ZM107 210V209H106ZM105 210V211H106ZM110 210V209H109ZM166 210V209H165ZM167 210H170V209H167ZM190 210V208L188 209ZM193 210V211H194ZM198 210V209H197ZM198 210V211H199ZM214 210L213 212L214 215H215V222L210 221L211 219L209 218H206L207 214H210L209 212ZM236 210V209H235ZM7 211V212H9ZM36 211V210H35ZM53 210L49 211V215L50 213L52 212ZM79 212L81 211L80 209L78 210ZM104 211V210H103ZM112 211V210H111ZM145 211V210H144ZM193 211H190V212H193ZM39 211H37L38 213ZM54 212V211H53ZM52 212V213H53ZM82 212V211H81ZM80 212V213H81ZM84 212V211H83ZM89 212V211H88ZM86 212V214L88 213ZM96 212V211H95ZM94 212V213H95ZM109 212V211H108ZM157 212V210L155 211V213ZM158 212H161L158 211ZM157 212V213H158ZM165 212V211H164ZM168 212V211H167ZM186 212V211H185ZM184 212V213H185ZM196 212V210H195ZM194 212V213H195ZM207 213L206 215L203 214V213ZM56 213V212H55ZM59 213V212H58ZM78 213V212H77ZM85 213V212H84ZM83 213V214H84ZM90 213H91V210H90ZM90 213H88V215H90ZM93 213V214H94ZM166 213V212H165ZM170 213V211H169ZM167 213V214H169ZM187 213V212H186ZM199 213H201L199 211ZM46 214V213H45ZM54 214V213H53ZM57 214V213H56ZM85 214V215H86ZM97 214V213H96ZM160 214V213H159ZM172 214V213H171ZM170 214V216H171ZM189 214V212H188ZM35 215V213H34ZM47 215V214H46ZM78 215V214H77ZM88 215H86V219H88L89 217H87ZM135 215H141V214H135ZM155 215V214H154ZM184 215V214H183ZM187 215V214H185ZM200 215V214H199ZM41 216V215H40ZM54 216V215H53ZM60 216V215H59ZM83 216V215H82ZM99 216V215H98ZM102 216V215H101ZM120 216V215H119ZM117 216V217H119ZM161 216V214H160ZM167 216V215H166ZM165 216V217H166ZM169 216V215H168ZM167 216V217H168ZM178 216V215H177ZM189 216H191L189 214ZM211 216V215H210ZM209 216V217H210ZM78 219L79 216H77ZM81 217V216H80ZM92 217V216H91ZM95 217V216H94ZM93 217V218H94ZM124 217V216H122ZM126 217V216H125ZM138 217V216H137ZM164 217V218H165ZM173 217V215H172ZM176 217V216H175ZM181 217V216H180ZM186 217V216H185ZM213 217V215H212ZM36 218V216H35ZM50 218V217H49ZM84 218V217H82ZM140 218V217H139ZM162 218V216H161ZM199 218V217H198ZM211 218V217H210ZM213 218V219H214ZM244 218V217H243ZM44 219H45V216H44ZM47 219V218H46ZM52 219V218H51ZM62 219V218H61ZM91 219V218H90ZM89 221H92L90 220ZM144 219V218H143ZM172 219V218H171ZM178 219V218H177ZM182 219V218H181ZM184 219V218H183ZM186 219V218H185ZM245 219V218H244ZM126 220V218H125ZM129 220V219H127ZM135 220V219H134ZM156 220V219H155ZM159 220L162 221V219L159 218ZM166 220V219H165ZM164 220V221H165ZM176 220V219H175ZM174 220V222H175ZM216 220L220 221V223L223 225V230L222 231H219L220 229L218 227H215L214 226L218 225V223L216 224ZM54 221V220H53ZM59 221V220H57ZM82 221V220H81ZM154 221V220H153ZM151 221V222H153ZM157 221V220H156ZM173 221V220H172ZM245 221V220H243ZM35 222H37L35 220ZM43 222V220H42ZM56 223V221H54ZM87 222V220H86ZM123 222V221H122ZM136 222V221H135ZM167 224L165 223V225L167 226L168 225V221H166ZM181 222V220H180ZM184 222V221H183ZM213 222V223H212ZM44 223V222H43ZM51 223V222H50ZM54 223V224H55ZM66 223H68L67 221L65 222V225ZM85 223V222H84ZM125 223V222H124ZM133 223V221H132ZM139 223V222H138ZM147 223V222H146ZM150 223V222H149ZM158 223V222H157ZM35 224V223H34ZM59 224H60V221H59ZM69 224V223H68ZM67 224V225H68ZM131 224V223H130ZM142 224V223H141ZM151 224V223H150ZM181 224V223H180ZM184 224V223H183ZM215 224V225H214ZM64 225V223H61L59 226H62ZM70 225V224H69ZM86 225V224H85ZM120 225V224H119ZM122 225V224H121ZM133 225V224H132ZM148 225V224H146ZM187 225V224H186ZM264 225V224H263ZM42 226V225H41ZM57 226V225H56ZM127 226V225H126ZM138 226V225H137ZM144 226V225H143ZM155 226L154 225V228L153 230L155 229ZM181 226H184V225H181ZM189 226V225H187ZM37 227V226H36ZM51 227V226H50ZM58 227V226H57ZM70 228L72 226H69ZM105 227V226H104ZM136 227V226H135ZM134 227V228H135ZM139 227V226H138ZM150 227V226H149ZM163 227V226H162ZM186 227V226H185ZM184 227V228H185ZM243 227V226H242ZM35 228V227H34ZM42 228V227H41ZM64 229L67 228L66 226L63 227ZM132 228V227H131ZM137 228V227H136ZM164 229L166 228L165 226L163 227ZM174 228V227H173ZM189 228V227H188ZM222 228V226L220 227ZM63 229V230H64ZM115 229H117L115 227ZM127 229V227H126ZM129 229V227H128ZM163 229V230H164ZM167 229V228H166ZM169 229V228H168ZM176 229V228H175ZM179 228H177L178 230ZM186 229V228H185ZM219 229V230H218ZM45 230V229H44ZM48 230V229H47ZM174 230V229H173ZM172 230V231H173ZM177 230H174V233H172V237L174 236L175 232ZM194 230V231H193ZM259 230V229H258ZM88 231V230H87ZM90 231V230H89ZM108 231V230H107ZM124 231V230H122ZM131 231V230H130ZM134 231V230H133ZM138 231V230H136ZM155 231V230H154ZM157 231V230H156ZM160 231V230H159ZM158 231V233H159ZM183 231V230H182ZM209 232L210 234L212 232ZM219 231V232H218ZM261 231V230H260ZM48 232V231H47ZM64 232V231H63ZM78 232V231H77ZM101 232L103 233V231L101 230ZM100 232V233H101ZM167 232V231H166ZM105 233V232H104ZM103 233V234H104ZM124 233V232H123ZM127 233V232H126ZM156 233V232H154ZM153 233V234H154ZM157 233V234H158ZM182 233V232H181ZM187 233V231H186ZM208 234V232H206ZM78 234V233H77ZM92 234V233H91ZM122 234V232H120V235ZM135 234V233H134ZM170 234V232H169ZM167 233H163V235L160 237L163 238V240H159L158 241H162L161 244L159 242V245H161V247H159V250L162 249V252L164 250L166 254V258L170 259L171 260V257L173 258V254L171 255L172 251L175 250V249H171V247L173 246L172 245V241L170 239L172 238H169V235ZM197 234V236H198ZM213 234V233H212ZM252 234V233H251ZM257 234V233H256ZM99 235V234H98ZM119 235V234H118ZM129 235V234H128ZM136 235V234H135ZM143 235V234H142ZM141 235V236H142ZM156 235V234H154ZM160 235H161V232H160ZM187 235V234H186ZM204 235V234H202ZM201 234H199V236H201L203 238ZM206 235V234H205ZM213 235V236H214ZM58 236V237H57ZM64 236H63V239H64ZM104 236V235H102ZM138 236V235H137ZM144 236V235H143ZM159 236V235H158ZM176 236V234H175ZM196 236V235H195ZM214 236V237H215ZM240 236V235H239ZM78 237V236H77ZM97 237V235H96ZM126 237V236H125ZM155 237V236H154ZM171 237V236H170ZM188 237V236H187ZM194 237V236H193ZM205 237V236H204ZM248 237V236H246ZM88 238V237H86ZM113 238V237H112ZM137 238V237H136ZM144 238V237H142ZM175 238V237H173ZM217 238H216V242H217ZM62 239V237H61ZM72 239V238H71ZM77 239V238H76ZM79 239V238H78ZM97 239V238H96ZM102 239V243H103V238ZM146 239V238H145ZM183 239V238H182ZM204 239V238H203ZM66 240V239H64ZM63 240V241H64ZM67 240V241H68ZM84 240V239H83ZM86 240V239H85ZM94 240V239H93ZM100 239L98 238V243L100 244L101 241H99ZM157 240V238H156ZM215 240V238H214ZM106 241V240H104ZM114 241V240H113ZM133 241V240H132ZM131 241V242H132ZM143 240H141L142 242ZM149 241V240H148ZM176 241V240H175ZM223 241V240H222ZM52 242H55V244L57 246H59V248L55 245L54 246V243H53V247L50 246V244L52 245ZM127 242V241H126ZM88 243H92V241L88 242ZM94 243V242H93ZM96 243H97V240H96ZM112 243V242H111ZM118 243V242H117ZM120 243V242H119ZM158 243V242H157ZM185 243V242H184ZM213 243V242H212ZM67 244V243H65ZM65 244H62L65 245ZM69 244V242H68ZM122 246L123 243H121ZM128 244V242H127ZM130 244V243H129ZM132 244V243H131ZM174 244V242H173ZM205 244V243H204ZM86 245V244H85ZM93 245V244H92ZM104 245V244H103ZM103 245L100 244V246L103 247ZM112 245V244H111ZM133 245V244H132ZM172 245V246H171ZM178 245V244H177ZM91 246V244H90ZM99 246V247H100ZM109 246V245H108ZM120 244H119V249H120ZM127 246V245H126ZM122 247L124 250H126L127 247ZM130 246V245H129ZM157 246V245H156ZM192 246V245H191ZM202 248L204 247L203 245H201ZM65 247V246H64ZM92 247V246H91ZM97 247V246H95ZM188 247V246H187ZM210 247V246H209ZM90 248V247H89ZM94 248V245L93 247ZM98 248V247H97ZM101 248V247H100ZM111 248V247H110ZM114 248V247H113ZM206 247H204L205 249ZM91 249V248H90ZM105 249H107V247H105ZM109 249V248H108ZM107 249V250H108ZM177 249V248H176ZM67 250V249H66ZM82 252V254L79 253V255H77V253H74L75 252ZM102 250V249H101ZM111 250V249H110ZM109 250V251H110ZM172 250V251H170ZM181 250V249H180ZM192 250V249H191ZM199 250V249H197ZM213 250V249H212ZM31 251V252H30ZM86 251V250H85ZM96 251V250H95ZM99 251V250H98ZM97 251V252H98ZM105 250L101 251L102 253H100L103 257L105 256L106 253H103ZM123 251V250H121ZM119 251V252H121ZM129 251V250H128ZM186 251V249H185ZM202 251V250H201ZM30 252V253H29ZM65 252V253H63ZM125 252V251H124ZM122 252V253H124ZM188 252V251H187ZM204 252V251H203ZM211 252V251H210ZM74 253V254H73ZM127 253V252H126ZM64 254V255H63ZM71 254L73 256H71ZM93 254V253H92ZM120 254V253H119ZM118 254V256H119ZM134 254V253H133ZM175 254V253H174ZM178 254V253H176ZM180 254V253H179ZM202 254V252H201ZM204 254V253H203ZM206 254V253H205ZM210 255V257L212 256L210 253H207V255ZM63 255V256H62ZM72 257L71 258V261H70V258L68 259L67 257ZM116 255V254H115ZM67 256V257H66ZM85 256V257H84ZM94 256V255H93ZM98 256V254H97ZM100 256V255H99ZM101 256V257H102ZM122 256V255H121ZM127 256V254H126ZM165 256V254H164ZM201 256V255H200ZM205 256V255H204ZM33 257V256H32ZM81 257V258H79ZM83 257H84V260H83ZM108 257V256H107ZM131 257V255H130ZM177 257V256H176ZM179 257V256H178ZM106 258V256H105ZM109 258V257H108ZM114 258V256H113ZM129 258V256H128ZM187 258V257H186ZM199 258V257H198ZM97 259V258H96ZM95 259V260H96ZM104 259V258H103ZM123 260L122 257L119 258L117 257V263L119 264H122V262L119 260ZM125 259V258H124ZM161 259V258H160ZM197 259V258H196ZM202 259V258H201ZM230 259V258H229ZM69 260V261H68ZM88 260V259H87ZM111 260V259H110ZM109 260V261H110ZM165 260V259H163ZM175 260L177 261V259L175 258ZM175 260H171L170 262L172 264H174V262L172 261H175ZM190 260V259H189ZM213 260V259H212ZM261 260V259H259ZM16 261V262H15ZM21 261H24V260H21ZM20 261V262H21ZM28 261V260H27ZM30 261V260H29ZM28 261V262H29ZM112 261V260H111ZM160 261V260H159ZM169 261V260H168ZM179 261V260H178ZM177 261V262H178ZM185 261V259H184ZM207 261V260H206ZM210 261V260H209ZM208 261V262H209ZM264 261V260H263ZM15 262V263H14ZM18 263V264H22L21 263ZM34 262V263H33ZM69 262V263H68ZM107 262V261H106ZM121 262V263H120ZM127 262V261H126ZM176 262V263H177ZM186 262V261H185ZM195 262V261H194ZM198 262V260H197ZM262 262V261H261ZM26 263V262H25ZM96 263V262H94ZM98 263H101V262H98ZM133 263V262H132ZM165 263V261H164ZM218 263V262H216ZM24 264V263H23ZM27 264H30L27 263ZM124 264V263H123ZM166 264H167V261H166ZM170 264V263H169ZM201 264V263H200ZM203 264V263H202ZM260 264V263H259Z\"/></svg>",
	"mask_w": 264,
	"mask_h": 264
},
{
	"label": "built area",
	"instance_id": "3",
	"mask_svg": "<svg viewBox=\"0 0 264 264\" xmlns=\"http://www.w3.org/2000/svg\"><path fill=\"white\" fill-rule=\"evenodd\" d=\"M5 93V89L0 82V95ZM6 115L0 109V209L2 208V199L9 189V176H6V164L15 154L13 137L8 129ZM11 226L5 222L0 210V264H10L11 251Z\"/></svg>",
	"mask_w": 264,
	"mask_h": 264
},
{
	"label": "trees",
	"instance_id": "4",
	"mask_svg": "<svg viewBox=\"0 0 264 264\" xmlns=\"http://www.w3.org/2000/svg\"><path fill=\"white\" fill-rule=\"evenodd\" d=\"M229 129V131L233 132V131H237V130H241L245 136H246V142H247V146L244 148L243 150V155H239L235 152H233V154L239 158H242V162L245 164H248L250 166H254V167H262L264 169V158H259V157H254L253 156V151H251V149L249 148V145H251V134L248 131V129H246L245 127L239 126V125H230L228 122V113H225V119H224V123H223V128L220 131V133L215 136V140H218L219 137L223 136L226 132V130ZM216 144H219V142H216ZM224 147L228 148V143H221ZM142 166H140L139 171L141 172ZM60 204L61 207L64 211V213L66 214L67 217H69L68 214V210H67V205L64 201L63 198H60Z\"/></svg>",
	"mask_w": 264,
	"mask_h": 264
}]
</instances>
